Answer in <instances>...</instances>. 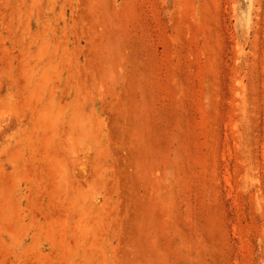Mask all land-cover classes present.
I'll return each mask as SVG.
<instances>
[{"label":"rangeland","instance_id":"374dc122","mask_svg":"<svg viewBox=\"0 0 264 264\" xmlns=\"http://www.w3.org/2000/svg\"><path fill=\"white\" fill-rule=\"evenodd\" d=\"M0 264H264V0H0Z\"/></svg>","mask_w":264,"mask_h":264}]
</instances>
